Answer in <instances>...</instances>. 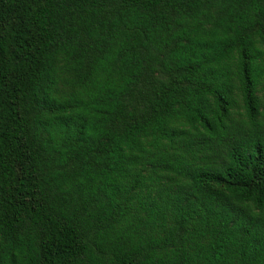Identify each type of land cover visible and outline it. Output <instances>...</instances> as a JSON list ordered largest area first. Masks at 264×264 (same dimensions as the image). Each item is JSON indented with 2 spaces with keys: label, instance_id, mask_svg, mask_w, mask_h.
Here are the masks:
<instances>
[{
  "label": "trees",
  "instance_id": "obj_1",
  "mask_svg": "<svg viewBox=\"0 0 264 264\" xmlns=\"http://www.w3.org/2000/svg\"><path fill=\"white\" fill-rule=\"evenodd\" d=\"M0 264H264V0H0Z\"/></svg>",
  "mask_w": 264,
  "mask_h": 264
}]
</instances>
